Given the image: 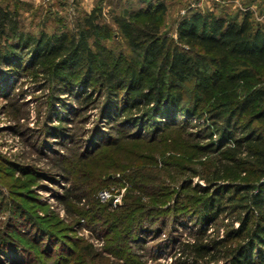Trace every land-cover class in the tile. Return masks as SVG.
Masks as SVG:
<instances>
[{"label":"trees","instance_id":"1","mask_svg":"<svg viewBox=\"0 0 264 264\" xmlns=\"http://www.w3.org/2000/svg\"><path fill=\"white\" fill-rule=\"evenodd\" d=\"M164 7L159 6L161 11ZM154 14L150 8L130 18L114 14L106 23L102 10L95 9L74 32L33 36L21 32L17 11L0 6V97L9 98L12 75L22 73L63 86L62 91L80 87L83 105L102 99V118L149 130L147 143L139 135L96 134L88 141L96 149L91 157L58 165L71 182L58 198L69 211V203L84 199L87 208L80 214L89 209L102 216L97 191L110 174L118 173L131 183L119 210L107 215L113 227L121 228L122 241L141 235L145 224L151 232L157 209L143 201L167 187L168 175L160 168L167 163L138 151L156 148L163 138L156 133L173 125L198 128L194 149L209 155L205 169L197 173L206 183L198 187L205 196L194 210L198 228L188 239L177 241L171 264H264V23H256L251 13L238 22L199 12L178 24L174 38L162 32V18ZM140 16L145 21L139 22ZM111 24L141 56L140 64L116 57L103 43L112 37ZM189 81L193 94L186 99L182 87ZM14 215L12 228L18 223ZM220 219L228 221L222 235L210 227L217 228ZM26 226L40 230L38 235L50 241L46 244L54 245L53 234L30 218ZM12 228L11 235L5 226L0 228L1 260L49 264L39 258L47 245L32 239L22 244ZM50 245L45 258L50 264H64L61 254L67 246L60 243V255L52 259ZM86 250L95 257L92 245H83L78 256Z\"/></svg>","mask_w":264,"mask_h":264},{"label":"rangeland","instance_id":"2","mask_svg":"<svg viewBox=\"0 0 264 264\" xmlns=\"http://www.w3.org/2000/svg\"><path fill=\"white\" fill-rule=\"evenodd\" d=\"M161 4L165 6L163 11L159 8ZM0 6L17 11L21 32L33 36L43 32L50 35L74 32L95 9L102 10L106 23H110L109 18L114 14L130 18L142 10L153 9L154 15L162 18V32H169L174 38L178 24L199 12L235 18L238 22L246 13H251L256 23H264V0H0ZM145 19V16L138 17L139 22ZM111 26L112 37L103 41L106 47L116 57L123 55L140 64L141 56L130 47L120 30ZM153 72H156L154 66ZM11 82L12 94L9 98L0 97V228L5 226V231L11 235L12 216L17 214L14 216L18 223L12 229H16L18 235L13 234L14 238L22 244L32 239L40 246L47 245L40 250L39 258L49 264L44 254L48 252L50 244L46 243L50 241L38 235L40 230L26 226L29 218L53 234L52 259L60 255V243L67 246L66 253L61 254L64 264H171L177 241L188 239L197 230L194 210L199 198L205 196L198 187H205L206 183L197 173L205 169L209 155H201L194 149L197 144L194 137L199 129L173 125L156 133L157 138L163 136L156 141V148L147 150L146 146L138 151L145 155L153 153L158 160L167 163L160 166L168 175L167 187L143 201L157 209L152 213L151 232L145 224L141 235L122 241L121 228L113 227V219L108 216L119 210L131 183L118 173L110 174L101 181L97 191L99 204L103 205L102 216L96 217L89 209L80 214L87 208L84 199L81 203H69V211L58 198L71 185L58 165L66 167L76 163L80 156L91 157L96 149L93 151L88 141L96 134L114 138L120 133L139 135L140 140L147 143L149 130L102 118V99L95 98L83 105L79 101L80 87L72 92L62 91L63 86L22 73L12 75ZM182 89L185 98L190 99L193 82H187ZM104 191L120 197L119 203L114 205L115 199L112 204L111 200L102 202L100 194ZM175 213L184 214L175 220L171 218ZM227 222L220 219L217 228L216 225L210 227L219 229L222 235ZM83 245H92L95 257L88 249L78 256ZM1 261L0 264H10L6 259Z\"/></svg>","mask_w":264,"mask_h":264},{"label":"built area","instance_id":"3","mask_svg":"<svg viewBox=\"0 0 264 264\" xmlns=\"http://www.w3.org/2000/svg\"><path fill=\"white\" fill-rule=\"evenodd\" d=\"M100 199L102 200V202H107L109 200L115 199L114 205H116L120 201V197L109 195L108 191H104L103 193H101Z\"/></svg>","mask_w":264,"mask_h":264},{"label":"water","instance_id":"4","mask_svg":"<svg viewBox=\"0 0 264 264\" xmlns=\"http://www.w3.org/2000/svg\"><path fill=\"white\" fill-rule=\"evenodd\" d=\"M112 203H113V200L110 201V204H112Z\"/></svg>","mask_w":264,"mask_h":264}]
</instances>
